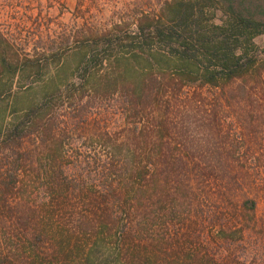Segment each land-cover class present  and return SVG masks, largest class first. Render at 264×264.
I'll return each mask as SVG.
<instances>
[{"label":"trees","instance_id":"obj_1","mask_svg":"<svg viewBox=\"0 0 264 264\" xmlns=\"http://www.w3.org/2000/svg\"><path fill=\"white\" fill-rule=\"evenodd\" d=\"M259 36L264 0H161L134 32L76 47L79 84L53 94L110 95L126 124L93 135L89 172L65 155L52 98L11 110L0 132V264H264V217L238 197L250 168L220 123L228 112L264 117ZM10 48L0 33V82L54 56L39 64ZM10 89L0 84V95ZM28 138L40 145L25 150Z\"/></svg>","mask_w":264,"mask_h":264},{"label":"rangeland","instance_id":"obj_2","mask_svg":"<svg viewBox=\"0 0 264 264\" xmlns=\"http://www.w3.org/2000/svg\"><path fill=\"white\" fill-rule=\"evenodd\" d=\"M160 1L0 0V33L9 42L11 51L17 52L21 59H32L34 63L41 60L39 64L44 63L49 54L54 55L47 58V67H41L39 73L32 70L21 80L15 76L11 83L2 76L0 84L10 85L11 89L0 95V132L16 120L17 115H11V110H19L20 115L22 109L52 98L48 111L53 122V117H56L61 123L55 128L56 131L67 134L65 155L74 167L83 165L90 172L89 162L99 150L91 142L93 135L102 130L119 131L126 124L118 114L122 112L120 106L115 105L110 95L96 99L84 92L79 101L69 102L65 97L58 99L53 91L57 87L63 93L66 84H79L76 66L80 55L75 51L76 47L85 46V40L96 36H123L134 32L144 10H157ZM254 43L263 53L264 37H256ZM63 60L64 64L60 66ZM242 116L228 112L220 123L224 133L229 131L231 136L225 140V144L237 145L241 164L244 162L250 168L245 184L247 188L238 193V197L254 199L256 216L264 217V117ZM247 133L251 136H246ZM39 145L28 138L23 148L30 150Z\"/></svg>","mask_w":264,"mask_h":264}]
</instances>
